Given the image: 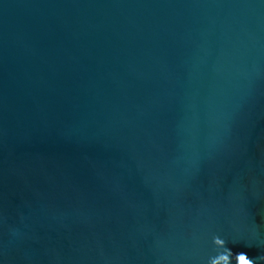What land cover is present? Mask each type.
Wrapping results in <instances>:
<instances>
[{
  "label": "water",
  "instance_id": "95a60500",
  "mask_svg": "<svg viewBox=\"0 0 264 264\" xmlns=\"http://www.w3.org/2000/svg\"><path fill=\"white\" fill-rule=\"evenodd\" d=\"M0 264H264V0H0Z\"/></svg>",
  "mask_w": 264,
  "mask_h": 264
}]
</instances>
